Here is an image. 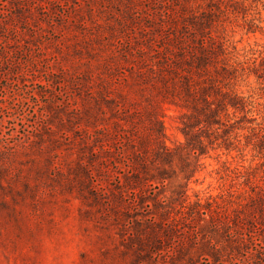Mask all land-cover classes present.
I'll use <instances>...</instances> for the list:
<instances>
[{
  "label": "rangeland",
  "instance_id": "rangeland-1",
  "mask_svg": "<svg viewBox=\"0 0 264 264\" xmlns=\"http://www.w3.org/2000/svg\"><path fill=\"white\" fill-rule=\"evenodd\" d=\"M181 1L0 0V264H192L186 240L155 249L145 212L128 206L137 197L123 174H131L134 147L121 158L105 151L119 107L150 106L154 89L137 73L138 46L165 44L156 14L180 10ZM191 3L214 10L210 33L224 35L231 61L244 67L238 87L255 102L254 125L264 127V87L248 75L264 60V0ZM181 113L163 104L168 146L184 142ZM237 131V147H219V138L201 158L190 200L242 201L250 181L263 178L264 147ZM116 179L126 202L114 199ZM254 253L230 264H264ZM200 257L193 264H210Z\"/></svg>",
  "mask_w": 264,
  "mask_h": 264
},
{
  "label": "trees",
  "instance_id": "trees-1",
  "mask_svg": "<svg viewBox=\"0 0 264 264\" xmlns=\"http://www.w3.org/2000/svg\"><path fill=\"white\" fill-rule=\"evenodd\" d=\"M148 1L164 6L165 0H156V4ZM179 4L180 10L158 8L159 20L153 29L165 44L138 46L137 73L154 89V96L147 97L150 106L140 110L121 105L115 132L110 136L112 144L105 151L121 158L125 148L134 147L133 157L126 164L131 174H123L137 197L128 206L145 212L150 227L147 237L155 249L177 237L186 240L181 246L186 254L195 249V254L186 256L192 264L198 255L210 264H230L252 250L262 260L264 169L263 178L250 181L242 201L189 197V182L204 167L201 158L219 138L217 146L234 148L239 142L237 130L246 129L255 136L253 147L261 150L264 127L254 125L259 124L253 110L255 102L238 87L244 67L239 69L238 63L231 61L224 35L210 33L219 21L213 17L214 10H194L190 0ZM152 14L147 16L152 19ZM251 73L264 87V60L253 65L248 75ZM165 102L182 109L184 142L173 147L165 142L161 118ZM114 181V199L126 202V191L118 179Z\"/></svg>",
  "mask_w": 264,
  "mask_h": 264
}]
</instances>
